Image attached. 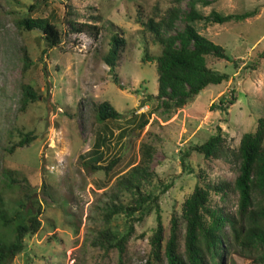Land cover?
Instances as JSON below:
<instances>
[{
    "label": "rangeland",
    "instance_id": "1",
    "mask_svg": "<svg viewBox=\"0 0 264 264\" xmlns=\"http://www.w3.org/2000/svg\"><path fill=\"white\" fill-rule=\"evenodd\" d=\"M186 1H180L182 11L187 10ZM173 3L0 0V213L14 216L22 197L11 178L27 180L29 194L41 211L39 230L24 238L23 251L9 264H167L163 250L170 218L175 215L181 222L182 253V204L195 184L232 183L236 178L235 163L207 159L188 148L204 143L220 128L226 145L237 149L241 136L253 132L257 120L264 118V0H217L199 7L205 15L213 10L221 15L250 12L251 16L223 24L194 23L201 35L224 48L227 60L207 56L206 64L227 79L205 87L182 108L164 111L158 100L148 97L157 93L155 62L143 59L145 54L158 55L160 47L136 23V17H150L154 11L161 15ZM32 4L36 7L30 12ZM96 15L95 24L101 29L96 40L85 34H67V20L91 22L90 17ZM24 17L50 19L61 31L62 42L47 47L39 30L19 27ZM183 25L178 20L175 31ZM114 33L125 40L116 68L123 90L113 83L102 61ZM23 50L31 60L26 71ZM27 84L39 99L23 100L21 87ZM222 98L224 103L219 105ZM103 101L121 114L119 119L96 120L95 104ZM142 114L147 123L139 128ZM26 133L33 139L18 147ZM144 142L154 147L149 165L154 173L152 189L158 194L160 186H167V191L160 193L158 208L152 205L133 224L120 257L115 247L104 251L93 241L98 231L107 228L118 237L127 232L123 215L104 220L106 201L115 180L138 162ZM95 148L97 152L92 153ZM185 152L189 155L182 160ZM112 158L119 161L108 174L91 171L83 163L97 159L106 164ZM209 204L233 214L237 193L222 196L210 191ZM156 210L163 226L161 262L152 260L149 244ZM0 230L11 239L8 228ZM230 248L222 264H256Z\"/></svg>",
    "mask_w": 264,
    "mask_h": 264
},
{
    "label": "trees",
    "instance_id": "2",
    "mask_svg": "<svg viewBox=\"0 0 264 264\" xmlns=\"http://www.w3.org/2000/svg\"><path fill=\"white\" fill-rule=\"evenodd\" d=\"M180 1L174 0V3L161 15L154 11L150 17L143 18L139 14L136 17V23L149 34L152 42L160 47L158 55L145 54L143 59L155 62L157 93L155 96L148 97L158 100L164 111L182 108L205 87L218 85L227 79L226 74H218L210 70L206 64L207 56L227 60L228 56L224 48L201 35L195 29L194 23L223 24L230 21H242L251 16L250 12L221 15L213 10L205 15L199 9L200 6H209L217 0H187V10L182 11ZM35 7L33 4L30 5L29 11L31 12ZM65 14L68 16V13ZM90 19L91 22L83 23L67 20V34H85L96 40L101 31L95 24L99 16H91ZM178 20H182L184 25L181 30L175 31V23ZM18 25L25 31L39 30L49 48L59 46L62 42L61 31L48 18L24 17ZM124 46L123 37L114 33L110 39L108 51L102 55V61L108 67L113 83L121 90L124 88L116 68ZM30 66L31 60L23 50L24 71ZM21 92L24 101H35L40 97L28 84L22 85ZM219 103V105L224 103L223 98L219 100ZM94 111L96 120L100 122L116 120L121 116L107 101L95 104ZM144 116L141 115L143 119L139 128L147 123ZM32 139V135L26 133L16 145L23 147ZM263 142L264 118L261 117L257 120L253 132H246L241 136L237 149L226 145L220 134V128L204 143L189 146L188 151L199 153L204 158L223 159L228 163H235L238 166V174L232 183L221 181L207 183L204 186L195 184L191 194L182 204L181 219L184 222L182 253L179 250L181 222L175 215L170 218L169 235L163 250L167 264H222L231 246L239 257L251 259L256 264H264ZM97 150L98 148H95L92 153H96ZM153 151L152 144L142 143L138 162L115 180L107 197L104 220L108 222L113 215H123L128 222L127 232L122 237H118L109 228L98 231L93 245L101 247L104 251L115 247L121 257L125 251L126 240L132 234L133 224L141 221L152 205L158 208L159 195L167 191V186L161 189L160 186L158 194H155V188L152 189L154 173L149 165ZM100 155L101 153L97 154V159ZM188 155L189 152H185L182 160ZM96 160L83 163L91 171H102L108 174L118 163L119 158H112L106 164H100ZM10 180L19 192H22L20 193L22 197L17 202L18 209L14 216L9 218L0 213L3 225L0 227L8 228L12 234L11 239H8L5 233H2L3 230H0V264H9L23 251L24 238L36 233L40 228L38 219V215L41 214L40 205L29 194L27 180L24 178ZM210 191L222 196L227 193H237L236 211L230 214L225 209L210 206ZM122 196H127L128 199L123 201ZM226 228L229 233H225ZM162 233L161 217L157 211L156 227L149 240L152 260L155 262L162 260ZM228 236L232 239L231 241Z\"/></svg>",
    "mask_w": 264,
    "mask_h": 264
}]
</instances>
